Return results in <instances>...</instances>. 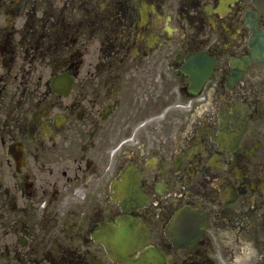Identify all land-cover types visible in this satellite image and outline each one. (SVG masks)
Masks as SVG:
<instances>
[{
	"label": "flooded vegetation",
	"instance_id": "obj_1",
	"mask_svg": "<svg viewBox=\"0 0 264 264\" xmlns=\"http://www.w3.org/2000/svg\"><path fill=\"white\" fill-rule=\"evenodd\" d=\"M127 217L161 264H264V0H0V264H121Z\"/></svg>",
	"mask_w": 264,
	"mask_h": 264
},
{
	"label": "bare ground",
	"instance_id": "obj_2",
	"mask_svg": "<svg viewBox=\"0 0 264 264\" xmlns=\"http://www.w3.org/2000/svg\"><path fill=\"white\" fill-rule=\"evenodd\" d=\"M131 189L133 190V187H129L126 191H129L130 192ZM127 198H129V196Z\"/></svg>",
	"mask_w": 264,
	"mask_h": 264
}]
</instances>
